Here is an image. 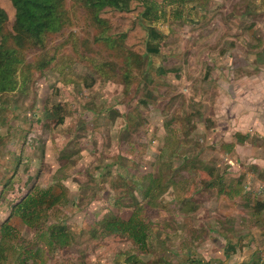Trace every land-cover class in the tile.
<instances>
[{
  "label": "rangeland",
  "instance_id": "rangeland-1",
  "mask_svg": "<svg viewBox=\"0 0 264 264\" xmlns=\"http://www.w3.org/2000/svg\"><path fill=\"white\" fill-rule=\"evenodd\" d=\"M222 1L228 0L156 3L154 25L164 37L153 42L159 53L140 58L113 33V18L103 26L82 0H65L67 26L21 50L25 68L20 64L17 86L0 93V239L5 222L16 230L5 237L0 264H19V252L25 264H246L238 252L219 260L226 259L225 247L236 248L222 246L229 236L212 227L230 224V202L220 198L245 179L248 162L235 166L206 137L205 144L183 149L176 135L184 122L198 129L194 94L220 21L238 20L236 10H251L255 22L264 19L263 0ZM5 26L10 29V19ZM250 168L264 180V172ZM44 191L51 197L40 229L48 236L51 225L64 231L68 245L39 241L41 231L13 212ZM188 203H201L203 217L193 216ZM132 217L146 233L143 245L108 230L107 223ZM254 224L246 236L233 234L242 256L249 257L253 240L264 234V217Z\"/></svg>",
  "mask_w": 264,
  "mask_h": 264
},
{
  "label": "crops",
  "instance_id": "crops-1",
  "mask_svg": "<svg viewBox=\"0 0 264 264\" xmlns=\"http://www.w3.org/2000/svg\"><path fill=\"white\" fill-rule=\"evenodd\" d=\"M230 1L232 0L222 2L226 4ZM240 3L244 8L248 6L247 1ZM231 7L235 8L233 11L238 9L233 4ZM241 12L240 10L232 12V17L240 18L230 25H226L223 19L220 21L221 31L214 32L215 42L211 49L207 47L209 50L205 60L209 62L203 65V73L200 74L202 79L198 82L194 94L196 102L194 107L197 108V113L192 116L195 118L192 123L196 121L198 129L193 130V125L189 124V121L184 122L182 133L176 135L177 139L181 140L180 146L183 149L194 147L198 140L205 144L206 137L208 143L216 148L220 147L215 151L216 154L229 159L235 166L239 160L248 162L249 167L243 169L245 179H239V183L235 181L233 186L227 187V192L220 198L224 204L230 202L227 210L230 224H225L227 226L225 228L220 226L222 222H218L219 228H212L218 229L215 234L225 232L229 236L223 237L222 246L225 244L232 249L236 248L228 257L237 256L235 253L238 252L239 263L258 264L259 261V264H264V250H259L254 240L251 244L254 252L249 257L242 256L241 245H237L239 241L233 236L235 234L241 238L240 235H248L258 217H264V180L258 179L254 168H250L254 165L260 172H264V19L255 22L251 17V10L246 14ZM233 25V29L237 28L236 36L231 34L234 31L231 29ZM237 32L242 34L237 36ZM170 132L172 134L173 131ZM192 151H195L194 148ZM246 180L247 182H244ZM247 184L252 185L249 190L246 188ZM217 185L223 187L221 183ZM246 194L247 197L243 199L242 195ZM191 206L189 204L185 207L188 210L191 208L193 216L196 214L203 217L201 203L199 206ZM211 215L212 217L219 215V212H213ZM203 225L204 228L208 227L204 222ZM261 229L262 227L259 230ZM225 249L228 251V247ZM255 257L260 259L256 260ZM218 258L223 262L227 260V257Z\"/></svg>",
  "mask_w": 264,
  "mask_h": 264
},
{
  "label": "trees",
  "instance_id": "trees-1",
  "mask_svg": "<svg viewBox=\"0 0 264 264\" xmlns=\"http://www.w3.org/2000/svg\"><path fill=\"white\" fill-rule=\"evenodd\" d=\"M164 0H82L91 12L97 14L98 24L106 25L107 18H113L112 31L117 38L124 39L133 51L141 58L143 56L159 53V47L153 45L163 36L154 25L158 19L154 16L155 4ZM116 16H119L118 19ZM103 17V18H102ZM10 19L12 26L7 29L5 24ZM145 21V23H143ZM69 23V12L65 7V0H0V93L7 90H14L16 85L17 72L20 64H23L20 52L23 48L42 45L47 35L60 32ZM8 30V31H7ZM24 70V64L21 66ZM49 191L37 192L34 196L21 201L14 209V214H20L22 222L29 228H34L38 233V240L52 245H68L70 240L64 235V231L54 229L53 225L47 229L50 233L40 229V222L45 217L42 206L46 205V198H50ZM59 198H52L46 206L47 209L54 208ZM136 220L132 217L128 221L115 219L107 223L108 230L112 234H123L129 239L138 243H145V231L137 229L134 224ZM141 225V224H140ZM45 232V233H44ZM16 233V230L5 222L1 225L0 259L6 258L5 250L8 246L6 236ZM47 237H46V236ZM259 250H264V234L254 239ZM26 255L32 251H26ZM35 254V255H34ZM33 256L38 257V253ZM231 253L225 251L227 257ZM19 264H25L27 257L17 254ZM21 258V260H20ZM35 263V261H34Z\"/></svg>",
  "mask_w": 264,
  "mask_h": 264
},
{
  "label": "built area",
  "instance_id": "built-area-1",
  "mask_svg": "<svg viewBox=\"0 0 264 264\" xmlns=\"http://www.w3.org/2000/svg\"><path fill=\"white\" fill-rule=\"evenodd\" d=\"M246 188L248 189V188H251V185L250 184H247L246 185ZM249 190V189H248Z\"/></svg>",
  "mask_w": 264,
  "mask_h": 264
}]
</instances>
